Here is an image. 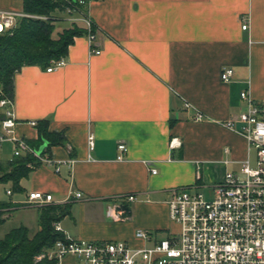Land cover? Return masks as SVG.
I'll return each instance as SVG.
<instances>
[{
	"label": "crops",
	"instance_id": "crops-1",
	"mask_svg": "<svg viewBox=\"0 0 264 264\" xmlns=\"http://www.w3.org/2000/svg\"><path fill=\"white\" fill-rule=\"evenodd\" d=\"M83 8L100 53L89 54L85 33L73 38L63 66L48 72L24 65L14 75L16 134L31 144L44 121L62 142L35 147L44 145L54 163L34 157L21 190L4 183L0 237L20 225L30 237L37 232L40 208L25 202L39 190L52 194L48 204H69L58 221L69 237L149 245L135 231L169 236L172 188L210 197L246 156L245 139L222 123L244 110L243 90L264 103V0H90ZM0 12L21 14L16 20L26 14L23 0H0ZM61 12L53 15L70 24ZM224 66L233 69L227 82L220 78ZM13 158L12 144L4 142L0 162Z\"/></svg>",
	"mask_w": 264,
	"mask_h": 264
},
{
	"label": "built area",
	"instance_id": "built-area-1",
	"mask_svg": "<svg viewBox=\"0 0 264 264\" xmlns=\"http://www.w3.org/2000/svg\"><path fill=\"white\" fill-rule=\"evenodd\" d=\"M88 1L68 0L64 10L70 21L84 23L91 55L100 53V50L95 47L92 21L81 11ZM18 15L21 14L0 12L1 30L12 27ZM241 27L245 29L246 22ZM64 64L63 57L51 59L46 71ZM232 74L233 69L224 66L220 78L227 82ZM240 98L245 102L244 110L222 124L245 139L246 156L239 161L236 171L226 172L213 185L210 197L187 187L170 190L166 203L174 228L169 236L156 239L152 233L137 229L135 236L151 244L133 247L122 240L87 241L64 234V239L57 240L46 253L47 258L55 259V264H264V103L254 100L248 90L241 91ZM185 106L190 104L187 102ZM0 109L3 112L0 146L10 142L13 157L31 154L42 163H54L16 134L13 102L3 92L1 84ZM195 119H202V115L197 113ZM27 123L36 125L33 120ZM92 138L93 134L89 133V146ZM177 144V139L171 141V145ZM125 148L123 143L117 145L120 153ZM117 158L121 159V154ZM151 172L155 173V168ZM74 195L75 198L81 197L80 192ZM134 198L133 194L126 196L127 200ZM51 201L52 194L33 190L27 194L25 203L44 206ZM54 227L61 231L58 223ZM67 256L73 257L74 261H64Z\"/></svg>",
	"mask_w": 264,
	"mask_h": 264
},
{
	"label": "trees",
	"instance_id": "trees-1",
	"mask_svg": "<svg viewBox=\"0 0 264 264\" xmlns=\"http://www.w3.org/2000/svg\"><path fill=\"white\" fill-rule=\"evenodd\" d=\"M67 3L62 0H23L25 13L51 15L65 11ZM93 25V24H92ZM54 24L49 19L19 17L15 24L0 31V84L6 96H13V78L24 65L48 66L51 59H59L67 54L73 38L86 33V29L76 24L62 30L54 37ZM3 112L0 109V119ZM46 122L37 124L39 137L31 144L36 147L47 141L61 143L62 136L47 130ZM35 165L31 154L16 156L7 164L0 162V183L11 184L14 191L21 190L20 179L25 177ZM7 203L0 201V224L6 220L3 209ZM69 212V204H47L40 207L39 229L33 236L28 235L27 227L20 225L0 237V264H55L46 253L57 240L64 239V233L56 230L55 223Z\"/></svg>",
	"mask_w": 264,
	"mask_h": 264
},
{
	"label": "rangeland",
	"instance_id": "rangeland-1",
	"mask_svg": "<svg viewBox=\"0 0 264 264\" xmlns=\"http://www.w3.org/2000/svg\"><path fill=\"white\" fill-rule=\"evenodd\" d=\"M62 1L65 2V3L68 2V0H62ZM83 9L84 8L81 7V11L82 12H83ZM53 14H54V12L51 13V15L26 13L24 16L25 17H33V18H40V19H49V20H51L53 22V24H54V30L52 32V35L54 37H57L62 32V30L67 29V28H71L73 26V24H76L78 26V24L76 22H72V21H70V24H68V25L65 24V23H59L58 20H57V18ZM59 15H61V17L66 18V19L69 17V15L65 11L61 12ZM6 155H8V152L7 151L5 153V156ZM4 185H5L4 183H0V200H5L7 198V196L5 195V192H4V187H5ZM29 205L30 206H34V207H38V208L42 207V206H36V205H32V204H29Z\"/></svg>",
	"mask_w": 264,
	"mask_h": 264
},
{
	"label": "water",
	"instance_id": "water-1",
	"mask_svg": "<svg viewBox=\"0 0 264 264\" xmlns=\"http://www.w3.org/2000/svg\"><path fill=\"white\" fill-rule=\"evenodd\" d=\"M0 30H1V24H0ZM42 147H43V146L40 147V151H41Z\"/></svg>",
	"mask_w": 264,
	"mask_h": 264
}]
</instances>
